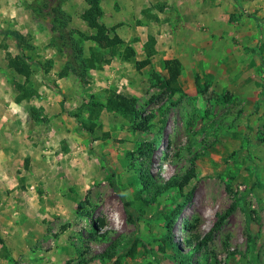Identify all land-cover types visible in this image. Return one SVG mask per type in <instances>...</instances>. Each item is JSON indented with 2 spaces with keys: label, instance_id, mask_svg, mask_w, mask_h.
<instances>
[{
  "label": "rangeland",
  "instance_id": "1",
  "mask_svg": "<svg viewBox=\"0 0 264 264\" xmlns=\"http://www.w3.org/2000/svg\"><path fill=\"white\" fill-rule=\"evenodd\" d=\"M102 1L99 22L115 44L94 41L87 0H0V110L27 109L32 129L5 132V159L34 192L25 220L0 238V264H264V16L246 4L226 19V0H200L192 24L178 13L182 0L135 1L138 15L127 0H105V15ZM53 5L65 12L61 32ZM193 34L196 52L179 44ZM17 58L30 76L10 66ZM166 60L181 64L182 92L164 87ZM69 75L63 93L57 80ZM42 83L66 121L54 110L60 122L49 123L34 106ZM113 94L135 100L138 115L109 111ZM191 170L193 200L174 219L185 197L171 183Z\"/></svg>",
  "mask_w": 264,
  "mask_h": 264
},
{
  "label": "crops",
  "instance_id": "2",
  "mask_svg": "<svg viewBox=\"0 0 264 264\" xmlns=\"http://www.w3.org/2000/svg\"><path fill=\"white\" fill-rule=\"evenodd\" d=\"M113 2L112 4L115 5H121L123 0H108ZM135 1L138 0H127L128 3L127 7L129 10H133L135 11L134 8H132V4H135ZM149 1V0H148ZM105 0L102 1V6L104 9V13L105 15L108 13L106 11V6L104 4ZM144 3V2H143ZM227 3V12H229L230 14L226 19H230L231 13L232 12H237V13H243V11L247 8L245 7L246 4H254L257 5L256 6V12H258V10L260 11V16L263 17L264 16V0H226ZM199 4L202 5L200 0H182L181 3L179 4L180 6L178 7V13L182 16L183 20L186 21H190V23H195L193 20H195L197 17L202 16V7L200 8ZM259 5V6H258ZM111 10L113 9V5L112 7H110ZM251 8V7H250ZM84 12V10L82 11ZM81 12V15H82ZM136 14L138 15L139 11H135ZM219 14V13H218ZM136 15V16H137ZM133 16V15H132ZM110 17L114 19L119 18L116 15H112L110 14ZM135 16H133L134 18ZM223 17V19H225L224 15H217V18H221ZM229 17V18H228ZM147 25L150 30L147 33H150L152 35H156V33H154L155 31V26H153V24H145ZM259 26H262L261 20H259ZM157 31V30H156ZM137 32V31H136ZM147 33L145 34L146 36V40H147ZM136 34V33H135ZM246 33L243 32V35H246ZM230 35V34H229ZM198 37H200L199 35L197 36L196 34L190 35L189 36V42L182 40L180 41L179 44H183L182 46H186L188 49L190 47L191 50H193V52L198 51V49L200 48V43L198 40ZM141 40V44L144 45V43L146 42V40H143V37ZM201 39V38H200ZM159 42H167V39L164 38L163 39V35H160L159 38L157 39V44H159ZM228 43V42H226ZM188 44V45H186ZM194 44L196 45V47L194 48ZM162 45H160V47L156 46L157 50H160ZM174 47V45H173ZM163 49H165V47H163ZM162 49V50H163ZM167 49V48H166ZM228 52L230 51V47L226 48ZM37 67V66H36ZM186 71V69H185ZM40 78L39 80L42 82L43 78L45 75H43V72L40 73ZM35 77H38L37 74H35ZM68 81H72L70 75L68 77L62 78L57 80L58 84H59V88L60 90H62V92L66 93L71 85L68 84ZM187 81V85L191 84L190 79L186 80ZM95 82V80H94ZM98 84H100V82L97 80ZM180 84L183 83V77L180 76L179 79ZM4 82H2L0 80V85H3ZM67 85V89H63L65 88V86ZM96 84L94 83V85L92 86V88H94ZM66 90V91H65ZM38 93H39V97L37 98V102L35 103V107L37 108H41L44 112L45 115H47L48 117L50 116H54L53 115V111L55 110L56 117L59 114V118H57L58 120L66 121V116L65 114H61L60 112L62 111V107L59 104H56L52 99V95H54V91H51L47 85H44L43 83L41 84V86L38 89ZM65 109V107H64ZM12 112V113H11ZM27 112V109H24V112H19L18 114L16 113V111L14 110H0V238L3 239V234H5V232L7 231L8 228H16L18 225H21L24 220H25V216L22 215L23 212H29L31 210L32 207V202L30 201V199H34V192L29 190H23L20 189L21 187L19 186V183L22 182L21 180L24 179V175L22 174H17V170L15 167H12L15 162L11 159L10 162L6 161L7 159H5V150H4V146H3V140L4 137L7 133H5L6 131L12 132L13 127H18L20 128L19 130L22 132V129L24 131H29V134L32 133V129H31V124H29L30 122H28V119L24 117L25 113ZM52 112V113H50ZM24 117V118H23ZM55 117V116H54ZM50 121L49 123L52 122H60V121H56L54 120L55 118L50 117L49 118ZM54 120V121H52ZM27 126V129L25 128ZM10 129V130H9ZM10 164V165H7ZM23 177V179H22ZM26 180V177H25ZM32 198H31V197ZM13 217V219H12ZM28 220V219H27ZM3 244H6V242H4V240L0 239V246L2 247Z\"/></svg>",
  "mask_w": 264,
  "mask_h": 264
},
{
  "label": "trees",
  "instance_id": "3",
  "mask_svg": "<svg viewBox=\"0 0 264 264\" xmlns=\"http://www.w3.org/2000/svg\"><path fill=\"white\" fill-rule=\"evenodd\" d=\"M87 2L89 4V8L83 14V18L89 23V25L92 28H95L97 30L96 35H94L93 37L94 41L98 42L99 44H102L104 42L115 44L116 41L113 38L109 37L107 33V28L99 22L100 17L103 15V11L100 4L101 0H87ZM52 13L55 15L53 20V30L61 32L62 28L66 25L65 21L67 19L65 18V12L62 10L61 5L59 6L53 5ZM1 32L7 35H12L16 39L19 46H22L23 42L25 41L24 37L17 32L11 30L1 31ZM61 37L64 38V35H61ZM71 45L73 51L81 55L82 49L79 47L80 46L79 42L72 41ZM64 46L66 45L64 44ZM128 50L129 51L127 54L132 56L134 54V50L131 47L128 48ZM32 64L35 66H40L39 62H33ZM10 66L14 68L18 73L23 74L27 77L30 76L31 74L30 64H28L27 61L23 58L12 59L10 61ZM163 67L167 70L169 74V77L164 81V87L167 90H169L172 94L182 92L181 88L178 85V79L182 73V67L179 61L166 60L164 61ZM70 70L73 71V73H77L81 77L83 76L82 79H84L85 75L83 73H78L75 70L71 69L70 67L68 68L66 67L65 72L63 74H67ZM107 109L111 112L112 111L118 112L125 117H133L138 115V111L136 109V101L130 100L127 97L120 94H113L108 99ZM32 110L34 112L37 111L35 109ZM142 124H143L142 127H144V129H147L146 124L145 123ZM88 131L91 134H93L94 126L90 127ZM112 177H114V174L112 175ZM193 177H194V170H191L189 174L185 175L181 179H176L174 180L173 183H171L172 184L171 187L176 188L178 193L185 197L184 203L179 205L178 208L173 211L174 219H176L178 216H183L184 209L186 208V206L189 207L190 206L189 204H191L193 200V191H188L187 193L185 192L186 186L189 184V182ZM125 206L129 207V203L126 201H125ZM220 223H221L220 221L216 223V225L207 234V237H205L204 242H207L209 239H211L214 236V234L216 233V231H218L220 227Z\"/></svg>",
  "mask_w": 264,
  "mask_h": 264
}]
</instances>
